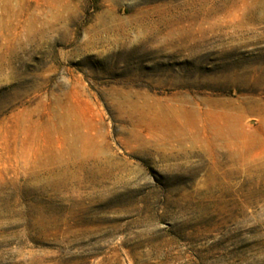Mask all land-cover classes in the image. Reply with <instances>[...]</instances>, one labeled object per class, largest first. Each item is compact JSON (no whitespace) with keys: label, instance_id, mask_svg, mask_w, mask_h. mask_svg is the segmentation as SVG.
<instances>
[{"label":"rangeland","instance_id":"obj_1","mask_svg":"<svg viewBox=\"0 0 264 264\" xmlns=\"http://www.w3.org/2000/svg\"><path fill=\"white\" fill-rule=\"evenodd\" d=\"M0 264H264V0H0Z\"/></svg>","mask_w":264,"mask_h":264},{"label":"bare ground","instance_id":"obj_2","mask_svg":"<svg viewBox=\"0 0 264 264\" xmlns=\"http://www.w3.org/2000/svg\"><path fill=\"white\" fill-rule=\"evenodd\" d=\"M78 137H80V136H78ZM84 139V138H83ZM83 141V140H82Z\"/></svg>","mask_w":264,"mask_h":264}]
</instances>
